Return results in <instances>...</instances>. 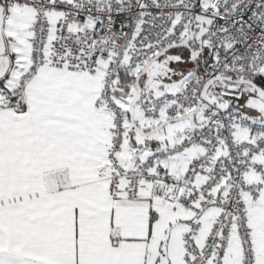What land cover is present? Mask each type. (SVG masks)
Wrapping results in <instances>:
<instances>
[{
	"label": "snow or ice",
	"instance_id": "snow-or-ice-1",
	"mask_svg": "<svg viewBox=\"0 0 264 264\" xmlns=\"http://www.w3.org/2000/svg\"><path fill=\"white\" fill-rule=\"evenodd\" d=\"M0 264H264V0H0Z\"/></svg>",
	"mask_w": 264,
	"mask_h": 264
}]
</instances>
